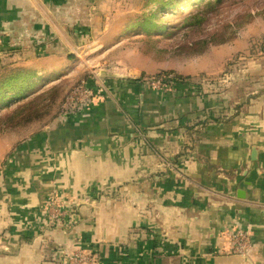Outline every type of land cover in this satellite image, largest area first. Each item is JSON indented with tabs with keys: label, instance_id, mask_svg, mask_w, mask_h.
<instances>
[{
	"label": "crops",
	"instance_id": "crops-1",
	"mask_svg": "<svg viewBox=\"0 0 264 264\" xmlns=\"http://www.w3.org/2000/svg\"><path fill=\"white\" fill-rule=\"evenodd\" d=\"M145 2L0 0L1 63L19 54L3 48L29 42L84 44L94 52L55 61L66 58L70 71L81 62L83 77L97 73L110 91L68 119L65 97L18 146H0V264H71L76 252L100 264H264V83L224 91L217 79L227 55H208L184 68L186 83L151 93L133 70L129 77L89 64L126 37ZM31 67L13 71L36 70L44 82L63 75ZM102 70L127 78H102ZM143 176L152 182L140 183ZM54 198L67 210L63 221L46 214ZM238 231L251 238L245 255L233 252Z\"/></svg>",
	"mask_w": 264,
	"mask_h": 264
},
{
	"label": "rangeland",
	"instance_id": "rangeland-1",
	"mask_svg": "<svg viewBox=\"0 0 264 264\" xmlns=\"http://www.w3.org/2000/svg\"><path fill=\"white\" fill-rule=\"evenodd\" d=\"M159 1L149 0V6H147L146 1L144 3L146 6L141 12L138 11L141 7L135 6V13L138 15H135L134 19L131 20L129 28L125 32L127 34L126 37L116 40L117 43L113 46H107L106 50L101 52L104 55L103 58H100V52L91 55L88 60L90 61L89 64L97 67V69H105L106 67L111 69V71L123 73L129 77L132 76L131 71L133 70L132 72L138 73L135 78L142 85L141 89L143 92L151 93L158 90H169L173 83H186L187 79L183 77L181 72H183L184 68L190 67L196 69L199 66L200 59L206 60L209 58L208 55L214 54L227 55L229 59L227 64H225L226 67H222V75L220 79H217L224 91L226 87L227 89L234 88L235 86L245 88L247 83L248 87L250 85L253 88L254 82L257 84L264 83V0H225L210 20L206 22L203 31L191 33L186 40V30L179 29L182 26L180 25L182 24V20H180L178 15L169 16L170 13H167V11L163 14L159 13V15H164L165 17L162 18L165 19L162 21L156 20V22L165 23L166 25H180L177 28H169L171 37L161 36L164 33L163 31L153 35L151 28L137 24L146 17H151L152 11L155 10L156 4ZM182 7L183 4H179L178 6L177 3L175 5V9L181 11L184 10ZM168 18H170V21L167 20ZM177 30H182V32L177 33ZM147 31L152 32V37L142 33ZM215 34L220 36L219 41H222L224 38L229 40L226 42H211L201 54L192 55L191 52L183 50L179 52L177 50V48L184 44H193L199 39L208 38ZM43 40V42H29L27 45H19L16 47V50L2 49L4 52L10 54L12 52L19 54L13 59L3 58V63H1L2 59H0V116L11 113L18 104L28 101L29 98L37 95L43 96L41 101L44 104H51L54 91H47L56 85H60V96L58 98L55 97L56 102L60 103V97L68 91L67 98L72 89H77V84L85 79L83 76L87 75V73L81 62L78 61L75 69L70 71L66 68L68 65H65L68 62L67 59H63L59 67L54 55L64 57L70 52L74 55V59L72 60H75L79 59L80 56L85 58V54H91L94 51L83 52L87 48V45L81 48L84 44L73 49L68 46V42ZM37 44L40 47H33ZM62 44L64 45L62 46ZM199 56L200 58H198ZM28 58H33L35 61L25 63ZM22 66L38 67L41 69L40 73L42 74L56 70L54 75L61 73L63 75L51 82H44L41 79L35 80L38 75L36 70L34 71V75L27 71L21 72L24 73L23 75L20 72L13 71ZM260 73H263V75H260ZM93 74L98 88L94 89L93 93L90 90L91 93L88 95L90 99H87L90 101L78 114L91 107L96 99L109 95L110 91L101 83L102 81L98 78L97 73L94 72ZM11 80L18 84L12 87L10 85ZM197 81L198 76H194L189 84L193 85ZM199 82L208 87L213 80L202 78ZM84 83L87 86V83ZM28 88L31 90L23 94L22 92ZM33 93L35 94L34 96H29L33 95ZM48 112L49 110L47 109L46 113ZM70 117L74 116L68 114L67 119ZM25 131L15 134L7 132L6 129L1 130L0 146L7 143L9 144V148L13 145L18 146V143L15 141L19 140ZM14 150H16V147ZM146 179L148 182H152L153 178L152 176H143L140 183H145ZM54 199L56 200V198ZM81 253L83 257H86L84 254L89 255L86 252Z\"/></svg>",
	"mask_w": 264,
	"mask_h": 264
},
{
	"label": "trees",
	"instance_id": "trees-1",
	"mask_svg": "<svg viewBox=\"0 0 264 264\" xmlns=\"http://www.w3.org/2000/svg\"><path fill=\"white\" fill-rule=\"evenodd\" d=\"M182 0H160L155 7V10L152 11L151 17H146L145 19L141 20L137 24H142L146 27L152 29L153 35L160 33L163 31L164 33L161 36L164 37H171V31L169 28H177L182 25L179 29L186 30V37L185 40L190 36L191 33H200L203 31V28L210 20V18L214 15V13L218 10V8L224 3L225 0H193L189 3H186V7L183 11L179 9H175V5L177 3H181ZM184 1V0H183ZM173 8V12L169 14V16L178 15L180 20H182V24L174 25V24H165L161 22H156V20L162 21L165 18L164 15H159V13H166L165 11L170 10ZM169 13V12H167ZM167 16V17H169ZM170 21V18L167 19ZM168 23V22H167ZM152 32H142L145 33L147 36L152 37ZM182 32V30L178 31L177 33ZM220 36L215 34L211 37L199 39L195 41L193 44H184L177 48L179 52L181 50L191 52L192 55L194 54H201L203 51L206 50V47L211 42H226L229 39L224 38L222 41H219ZM190 55V56H192ZM23 75L24 73H20ZM14 79V78H13ZM21 79V78H19ZM86 79V78H85ZM22 80V79H21ZM12 87H15L18 83L10 82ZM60 85H56L50 88L49 91H54L52 95V103L51 104H44L42 100L43 96H35V98H31L28 101L22 102L16 106V108L9 114H3L0 116V131L5 130L7 132L19 134L25 131L34 123L41 121L49 116H52L54 108L58 102H56L55 97L60 96ZM68 93V92H67ZM65 93L62 97H60L61 102L58 103L61 105L67 96ZM22 94V93H21ZM58 105V106H59ZM49 110L46 113V110Z\"/></svg>",
	"mask_w": 264,
	"mask_h": 264
},
{
	"label": "built area",
	"instance_id": "built-area-1",
	"mask_svg": "<svg viewBox=\"0 0 264 264\" xmlns=\"http://www.w3.org/2000/svg\"><path fill=\"white\" fill-rule=\"evenodd\" d=\"M88 80H93L94 78H89ZM88 80L84 79L80 81L76 87L77 89H72L68 97L66 98L64 104L61 107L60 115L62 118H67V115L70 114L72 116L78 114V112L88 104L90 100L89 94L91 93L90 90L96 89V87H91L89 85ZM83 82V83H82ZM87 83V86L85 83ZM181 84H171V86H179ZM170 86V87H171ZM80 87V88H79ZM46 214L50 219L53 220H60L63 221L66 217L67 210L64 209L63 204L59 200H51L50 203L46 206ZM232 242H233V252L238 255H245L248 253L252 248L251 238L250 235L245 231H238L232 235ZM86 257L82 256L81 252H76L71 257V264H100L98 260V256L94 255H86Z\"/></svg>",
	"mask_w": 264,
	"mask_h": 264
},
{
	"label": "water",
	"instance_id": "water-1",
	"mask_svg": "<svg viewBox=\"0 0 264 264\" xmlns=\"http://www.w3.org/2000/svg\"><path fill=\"white\" fill-rule=\"evenodd\" d=\"M100 76L102 78H119V79H126L127 77L124 76V75H120V74H111V73H108L107 71L105 70H102L100 72ZM252 159L253 161L255 162V166L257 167V162H258V152L256 149H253L252 151ZM239 195L241 196L242 194L239 193Z\"/></svg>",
	"mask_w": 264,
	"mask_h": 264
},
{
	"label": "bare ground",
	"instance_id": "bare-ground-1",
	"mask_svg": "<svg viewBox=\"0 0 264 264\" xmlns=\"http://www.w3.org/2000/svg\"><path fill=\"white\" fill-rule=\"evenodd\" d=\"M190 1H193V0H184V1H181V3H179V4H183V7L182 8H185L187 5H186V3H189ZM179 4H178V6H179ZM167 12H173V8H171L170 10H168Z\"/></svg>",
	"mask_w": 264,
	"mask_h": 264
}]
</instances>
